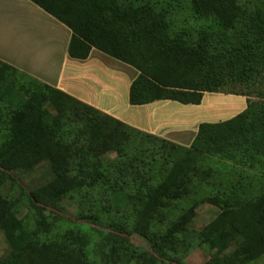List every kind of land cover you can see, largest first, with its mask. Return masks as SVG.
Listing matches in <instances>:
<instances>
[{
	"label": "trees",
	"instance_id": "trees-1",
	"mask_svg": "<svg viewBox=\"0 0 264 264\" xmlns=\"http://www.w3.org/2000/svg\"><path fill=\"white\" fill-rule=\"evenodd\" d=\"M30 1L70 29V57L85 59L96 48L138 71L128 89L131 105L162 99L199 104L203 91H217L228 80L246 81L255 76V65L264 62L260 8L248 17L243 43L214 53L205 36L194 40L185 33L169 35L166 9L157 13L150 1L138 6L133 0ZM193 4L197 14L213 17L225 27H233L244 14L238 0ZM131 137L141 141L134 144ZM175 147L0 60V229L9 247L0 264H158L145 251L129 249H110L105 263L90 260L83 238L71 229L52 231L39 211V205L58 207L65 198L86 194L96 185L118 184L100 160L110 151L118 157L109 163L132 169L131 181L142 184L129 203L128 218L133 232L149 238L159 237L155 222L163 221L172 205L177 206L173 201L186 199L190 192L185 177L191 173L184 162L217 157L228 175H221L212 187L216 217L191 236L188 224L196 207L190 205L170 219L168 230L160 233L161 243L154 241L153 248L162 260L176 258L175 264H186L178 254L190 246L212 250L208 264H252L264 253V102L247 101L244 110L228 119L199 123L185 158L172 161L165 174L154 172V166L164 170L158 160ZM47 159L52 177L29 190L34 209L29 220L19 215L23 189L13 183L6 188L8 179L1 170L26 172ZM239 167L244 174L237 173ZM150 179L159 182L149 185ZM245 180L262 183L249 200L237 192V184ZM93 203L105 208L102 198L95 197ZM232 240L237 244L226 252Z\"/></svg>",
	"mask_w": 264,
	"mask_h": 264
},
{
	"label": "rangeland",
	"instance_id": "rangeland-1",
	"mask_svg": "<svg viewBox=\"0 0 264 264\" xmlns=\"http://www.w3.org/2000/svg\"><path fill=\"white\" fill-rule=\"evenodd\" d=\"M149 1L157 13L162 12V9H166L165 21L169 35L185 33L186 37L194 40H199L201 36H205L207 41L212 43L215 48L214 53L224 46L243 43L248 17L250 14L254 15L255 10L258 8L264 10V0H238V3L244 7L242 20L236 22L233 27L229 25L225 27L218 24L213 17L197 14L193 4L194 0H133L137 6ZM0 23L4 25L3 17H0ZM5 26L7 27V25ZM119 61H117L118 65L115 64L113 68L116 72H124L126 75H116L117 82H122L125 76H127V80H131L136 70L132 66ZM255 67L252 74L255 76H250L246 81L232 82L228 80L217 91H203L199 104L162 99L145 105L126 104L125 107L121 105V108L110 114L141 132L152 134L150 130H156L160 135L154 133L152 135L176 145L167 157L160 156L158 160L159 166L164 165V170L154 166L156 168L154 172L165 174V170L172 165V161L185 158V149L190 146L199 123L228 119L244 110L247 101L264 102V62L256 64ZM114 82H116L115 79ZM123 91L124 86H121V95ZM235 93H242L243 95ZM160 118L168 121L160 122ZM169 121H173L172 124L168 123ZM131 139L134 140V144L141 141L139 137H131ZM143 139L145 141V137ZM132 150L133 146L128 152H132ZM117 157L118 155L114 151H110L102 155L100 160L107 166L106 174L109 173L112 180H114V177L118 184L111 181L107 186L96 185L94 189L86 194L74 198H65L58 207L39 205V211L45 216L46 222L49 223L52 231L63 232L66 229H71L83 238L86 242L87 254L90 260L105 263L106 259H109L107 256H109L110 249H129V251L133 250L138 253L145 251L154 257L158 264H175L177 262L176 258L161 259L153 248L154 241L157 240L158 243L159 241L161 243L160 233H165L168 230L170 219L175 218L176 215L190 205L196 207L195 216L188 224V231L191 236L203 230L216 217L217 207L210 200L215 192L212 187L220 180L221 175H228L226 167H223L221 161L214 156H202L196 161L193 159L186 160L183 165L186 171L187 169L190 170L191 174H189L190 178L186 174L185 183L188 185L190 192L186 199L173 201V204H177V206L172 205L171 211L166 212L163 221L160 223L155 222L153 228L158 232L159 237L149 238V235L143 236V234L133 232L131 229L133 221L128 218V207L138 186L142 184L140 181H131L132 169L127 167L117 169V166L109 163L116 160ZM1 171L8 179L6 188L10 186V183H13L23 189L24 194L18 201L19 211H21L19 215H25L30 220L34 209L31 207L33 202L30 199L29 190L46 183L52 177L49 160L38 163L32 170L26 172ZM238 172L244 174V169L239 167ZM237 173L235 178L238 177ZM203 179H205L204 182ZM148 181L149 185L150 183L156 184L159 182L151 179ZM261 186L262 183L245 180L237 184V192L241 198L249 200L260 192ZM196 188L201 189L200 193L194 192ZM17 191L15 190V194ZM95 197L97 199L102 198V201L105 202L104 209L100 208L101 205L98 207L94 205ZM236 244L237 240H232L226 252L233 250ZM8 249L6 237L0 229V258L8 252ZM212 253L213 251L207 246H190L187 250H180L178 255L182 256L186 264H208ZM251 263L264 264V253L252 260Z\"/></svg>",
	"mask_w": 264,
	"mask_h": 264
},
{
	"label": "crops",
	"instance_id": "crops-1",
	"mask_svg": "<svg viewBox=\"0 0 264 264\" xmlns=\"http://www.w3.org/2000/svg\"><path fill=\"white\" fill-rule=\"evenodd\" d=\"M0 17L4 22L0 23L2 62L111 116L129 104V85L138 74L135 68L131 80L125 76L118 83L116 75H126L113 68L119 60L96 48L85 59L70 57V29L30 0H0ZM167 121L160 118V122Z\"/></svg>",
	"mask_w": 264,
	"mask_h": 264
}]
</instances>
